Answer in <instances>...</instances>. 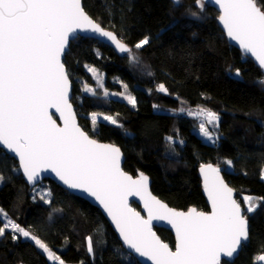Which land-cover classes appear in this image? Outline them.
<instances>
[{"label":"trees","instance_id":"1","mask_svg":"<svg viewBox=\"0 0 264 264\" xmlns=\"http://www.w3.org/2000/svg\"><path fill=\"white\" fill-rule=\"evenodd\" d=\"M83 4L91 16L130 46L144 36L150 37V43L140 50L133 48L146 70L133 68L127 55L121 56L93 38L79 36L70 43L65 65L82 127L96 139L121 147L124 169L134 175L147 173L154 193L178 209L195 206L209 210L198 169L206 162L224 167V176L241 205L246 207L242 196L256 198L260 205L254 213H246L250 238L232 264H258L256 258L264 254V126L259 123L264 121V87L257 83L264 79L261 69L229 43L218 23L219 12L208 3L203 11L195 0H182V7L174 6L172 0H83ZM193 12L199 18L192 17ZM87 66L106 74L109 90L122 91L127 84L137 99L136 107L120 99L107 103L97 96L81 95L83 84L94 83ZM229 69H239L241 76L235 77ZM161 83L168 94L156 90ZM180 107L218 112L219 143H205L194 131L197 118L171 111ZM96 111L115 114L124 128L102 121L94 133L88 114ZM168 136L184 143L170 146ZM223 159L233 161L231 171ZM18 168L14 157L0 151V173L6 178L0 184V207L63 260L73 264H141L122 246L98 207L49 178L43 181L52 192V203L47 204ZM3 222L0 218V225ZM156 230L175 246L171 230ZM88 236L93 237L95 258L86 250ZM0 264L50 262L33 241L22 236L13 240L6 230L0 237Z\"/></svg>","mask_w":264,"mask_h":264},{"label":"snow or ice","instance_id":"2","mask_svg":"<svg viewBox=\"0 0 264 264\" xmlns=\"http://www.w3.org/2000/svg\"><path fill=\"white\" fill-rule=\"evenodd\" d=\"M207 2L195 0L201 11ZM214 3L219 6L218 19L227 36L254 58L264 75V0H214ZM172 4L183 6L182 0H172ZM191 15L199 18L196 12ZM82 32L105 38L133 63L140 62L133 48L140 50L150 43V37L144 36L129 47L122 37L107 30L86 12L83 0H0V151L18 157L17 170H22L32 185L42 172L51 171L69 189L94 197L114 221L127 247L152 264H221L222 256L227 258V264H232L249 240L246 213H254L260 205L253 203V197L246 196L243 198L246 207L242 209L233 198V189L225 183L221 168L213 164H202L199 169L211 203L210 212L196 208L187 212L171 209L148 192L146 175L141 172L134 179L125 172L121 167L120 148L91 138L77 124L76 113L69 102L71 81L65 57L69 53L70 38H78ZM88 70L103 89L104 97L121 96L136 107L137 99L127 91V84L123 85L124 92L109 93L98 69L89 67ZM229 72L235 77L241 76L239 69L234 72L229 69ZM257 83L264 87V79ZM84 90L97 95L94 88L86 86ZM156 90L168 94L163 83ZM52 108L60 114L63 126L52 118L49 112ZM171 111L197 118L199 134L213 144L219 141L217 112L184 107ZM100 116L124 128L116 117L97 112L91 113L93 126ZM259 123L264 126V121ZM166 140L174 146L178 137L168 136ZM183 143L179 140V144ZM223 163L226 167L233 165L230 159ZM261 178L264 179V167ZM5 179L0 173V184ZM37 195L45 203H52L50 190ZM129 195H138L144 200L147 219L129 207ZM0 218L4 221L0 225V237L9 230L13 240L21 236L28 238L49 260L66 264L42 239L11 219L3 208H0ZM153 220H167L175 229V250L152 231ZM86 250L95 258L92 236L86 238ZM256 259L264 261V255Z\"/></svg>","mask_w":264,"mask_h":264},{"label":"water","instance_id":"3","mask_svg":"<svg viewBox=\"0 0 264 264\" xmlns=\"http://www.w3.org/2000/svg\"><path fill=\"white\" fill-rule=\"evenodd\" d=\"M207 3L209 4V6L215 8L218 12H220V10H219V6L216 5V4L214 3V0H208ZM83 5H84V4H83ZM85 10H86V9H85ZM86 12L89 14V12H88L87 10H86ZM89 15H90V14H89ZM90 16H91V15H90ZM91 17H92L93 19H95L93 16H91ZM95 20H96V19H95ZM97 22H98V21H97ZM218 23H219V25L221 26V28L223 29V31H224V33H225V35H226V37H227L229 43H230L231 45L235 46L236 48H238V49H239V50H240L245 56L251 58V59L255 62L254 58H252L249 54H245V53L243 52V50L239 47V45H238L235 41L231 40V39L227 36V34H226V30L223 28V25L220 23L219 19H218ZM101 25H102V24H101ZM102 26H103V25H102ZM103 27H104V26H103ZM105 28H106V27H105ZM106 29H107V30H110V29H108V28H106ZM110 31H113V30H110ZM113 32H114V31H113ZM114 33H116V32H114ZM116 34H117V33H116ZM79 36H81V37H87V38H93V39H95V40H97V41H100V42H102V43H104V44L109 45L110 47H112V48L114 49V51H115L117 54H119V55H121V56H123V55H127V54H122V53H120L117 49H115V46L112 45L110 42H108L105 38L97 37V36H95V34L82 32V33H79V34H78V37H79ZM74 39H76V38H70L69 46H70V43H71ZM123 41H124V40H123ZM124 42H125V41H124ZM125 43H126V42H125ZM126 44H127V43H126ZM127 45H128L129 47H132V46H130L129 44H127ZM255 63H256V62H255ZM256 64H257V63H256ZM65 66H66V65H65ZM66 68H67V67H66ZM69 79H70V81H71L70 76H69ZM72 97H73V85H72V81H71V88H70V92H69V102L72 104L73 111L76 113V122H77V124H78V125H79V126L85 131V132H87V131L82 127V125L80 124L79 116H78V114H77V111H76L75 105H74L73 102H72ZM49 112H50V114L52 115V118H53L54 120H56L57 124L60 125V126H63V121L59 118V117H60V114L56 111V109H55V108H52V109L49 110ZM87 133L89 134V136H90L91 138L96 139L95 137H93L92 135H90L89 132H87ZM96 140H97L98 142H100V143L114 144V143L106 142V141H102V140H99V139H96ZM114 145L117 146V147H119V146L116 145V144H114ZM119 148H120L121 153H122V160H121V167H122V169H123L125 172H127L129 175H131L134 179L138 178V175H139V173H141V172H139L137 175H134L133 173H131V172H129V171H127V170L124 169L125 153L123 152V150L121 149V147H119ZM8 154L11 155L12 157H14V158L18 161V157H16L14 154H12V153H8ZM18 164H19V161H18ZM204 164H213L214 166H219V165H217V164H215V163H213V162H206V163H204ZM219 167L221 168V175L223 176L225 183H227L228 186L231 187V188L233 189V198H234L238 203H240V202L238 201V199H237V196H236V190L231 186V184L229 183V181H228V180L225 178V176H224V169H223L221 166H219ZM199 169H200V167H199ZM199 169H198V170H199ZM20 171H21L23 177L25 178L26 182L30 185L31 188L36 187L37 185L41 184L46 178H49V179H51L52 181L56 182V183H57L58 185H60L61 187H63L64 189H66L67 191H69L70 193H72V194H74V195H77V196H79V197H81V198L87 200L88 202H90V203L93 204L94 206L98 207V208L101 210V212L103 213V215L106 217L107 221L110 223V225L112 226V228L114 229V231L116 232V234H117V236H118V238H119V240H120L122 246H123L128 252H130L132 255H134V256L136 257V259H137L141 264H152V261L148 260L146 257H141V256H139L138 254L134 253L131 249H129V248L127 247V245L124 243L122 237L120 236L119 230L116 228V225H115L114 221H113L112 218L107 214V212L104 210L103 206L100 205V203H99L94 197H91V196H89L88 194L83 193L82 191H79V190L69 189V188H68V187H67V186H66V185H65V184H64V183H63V182H62V181H61V180L55 175V173H53V172H51V171L42 172L41 175H40V179L37 181V183H36L35 185H32L30 182H28V180H27L26 176L23 174L22 170H20ZM142 173L148 177V192H150L152 196L156 197V199H158V200H160L162 203L166 204L169 208H171V209H175V210L178 211V212H187L190 208H196L198 211H203V212H210V211H211V203H210V201H209V199H208L207 192L204 190V187H203V176H202L200 170H199V176H200L201 181H202L203 194H204V196H205V198H206V201H207V203H208L209 210H201V209H198V208L195 207V206H192V207H190V208L187 209V210H184V209H178V208H175V207L170 206L165 200H163L160 196H158L156 193H154V191H153V189H152V179H151V177H150L147 173H145V172H142ZM133 203H136L137 205H139V208H137L136 206H134ZM128 205H129V207H131V208L134 209L135 211L139 212V213L141 214V216H143L145 219H147V215H148V214H147V210L144 208V200L141 199L140 196H138V195H129V196H128ZM240 205H241V203H240ZM241 207H242V209L244 208L242 205H241ZM248 225H249V238H250V221H249V219H248ZM157 227H159V228H167V229L171 230V232L173 233V235H174V237H175V245H176V233H175V229L172 227V225H171L167 220H153V221H152V231L155 232L156 236H158L159 239H160L163 243L168 244L170 248H172L173 250H175V246L173 247L169 242L164 241V240L162 239V237L159 235V233H158L157 230H156ZM247 242H248V241H247ZM247 242H246V243H247ZM246 243H245V244H246ZM243 246H244V245H243ZM242 249H243V248H242ZM239 253H240V251H239ZM238 255H239V254H238ZM238 255H236V256L233 258V261L236 259V257H237ZM224 260H227V258H225V257L222 256V257H221V264H223V261H224Z\"/></svg>","mask_w":264,"mask_h":264},{"label":"rangeland","instance_id":"4","mask_svg":"<svg viewBox=\"0 0 264 264\" xmlns=\"http://www.w3.org/2000/svg\"><path fill=\"white\" fill-rule=\"evenodd\" d=\"M136 55L139 57V63H133V62H131V65L133 66V68H135V69H143V70H146V67H145V65L143 64V62H142V60H141V58H140V56L136 53ZM89 67H91V66H87V68H89ZM97 69V68H96ZM99 71V70H98ZM99 73H101L102 74V80H103V85H104V88H106L108 91H109V93H122V92H124L125 91V89H124V87H123V90L122 91H113V90H109L107 87H106V74L104 73V72H102V71H99ZM92 76H93V79H94V83L93 84H83V87H81V95H84V94H89V95H92L90 92H86L84 89H85V87L87 86V87H91V88H94V89H96V91H97V95H95V96H97V97H99L100 99H102V100H104L105 102H107V101H109L110 99H120V100H124L121 96H113V95H110V96H108V97H104L103 96V94H102V92H103V89H101L99 86H98V84H97V80L95 79V77H94V75H93V73H92ZM127 91H128V89H127ZM129 92V91H128ZM82 96H80L79 98H81ZM124 101H126V100H124ZM127 102V101H126ZM108 103V102H107ZM132 106V105H131ZM197 108H204V107H186V109H197ZM97 113H102L103 115H110V116H113V117H116L117 118V116L115 115V114H111V113H108V112H103V111H96ZM91 113H93V112H91ZM91 113L90 114H88V117H90V120H91ZM218 113V112H217ZM183 114H186V113H183ZM219 114V113H218ZM219 116H220V119H221V115L219 114ZM106 122V121H104L103 120V118H102V116H100V117H98V120H97V123H96V125L95 126H93L92 127V131L95 133L97 130H98V126H99V123L100 122ZM199 120L197 119V127H196V129H194V131L196 132V133H198L199 134V132H198V124H199ZM92 123V122H91ZM108 123H110V122H108ZM120 123V122H119ZM209 128H210V130H211V126L209 125L208 126ZM217 131V133L219 134V136L221 137L222 135L219 133V131H218V129L216 130ZM199 136H201L200 134H199ZM201 138L203 139V141L205 142V143H208V144H211V145H217L218 143H219V141L216 143V144H213L212 142H210V141H208V140H206L205 138H203L202 136H201ZM179 141L177 140V142L176 143H178ZM222 161H225L224 159L222 160ZM225 165V164H224ZM224 168V167H223ZM226 169L227 170H232L233 169V165L231 166V167H226ZM50 190V188L47 186V183L46 182H42L41 184H39V185H37L36 187H34V193H36V192H39V193H44V192H47V191H49ZM244 197H246V196H242V199L244 198ZM238 199V201L240 202V198L238 197L237 198ZM243 201H244V199H243ZM257 202H259L256 198H254V200H253V203H257ZM244 203H245V201H244ZM245 205H246V203H245ZM1 208V207H0ZM51 249V248H50ZM52 250V249H51ZM53 252H55L54 250H52ZM56 253V252H55ZM46 254V253H45ZM57 255V254H56ZM260 255H264V254H260ZM259 255V256H260ZM46 256H47V254H46ZM59 256V255H58ZM48 258V257H47ZM62 259V258H61ZM48 261L50 262V264H58V262H56V261H53V260H49L48 259ZM65 261V260H64ZM66 262V261H65ZM257 263L258 264H264V261H258L257 260ZM66 264H73V263H69V262H66ZM78 264V263H77ZM79 264H83V263H79Z\"/></svg>","mask_w":264,"mask_h":264}]
</instances>
